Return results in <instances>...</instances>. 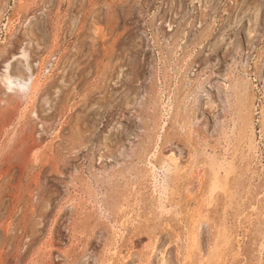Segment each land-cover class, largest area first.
Wrapping results in <instances>:
<instances>
[{
	"label": "rangeland",
	"instance_id": "rangeland-1",
	"mask_svg": "<svg viewBox=\"0 0 264 264\" xmlns=\"http://www.w3.org/2000/svg\"><path fill=\"white\" fill-rule=\"evenodd\" d=\"M0 264H264V0H0Z\"/></svg>",
	"mask_w": 264,
	"mask_h": 264
},
{
	"label": "bare ground",
	"instance_id": "bare-ground-1",
	"mask_svg": "<svg viewBox=\"0 0 264 264\" xmlns=\"http://www.w3.org/2000/svg\"><path fill=\"white\" fill-rule=\"evenodd\" d=\"M20 58L23 62V66L25 70L27 71L26 76H20V77H13L9 74V64H5L3 75L1 78V83L3 84L4 88L8 91H12L14 89H17L18 91H21L24 95L27 94L34 84V76L31 73L30 67L28 65L27 61V54L25 51H21Z\"/></svg>",
	"mask_w": 264,
	"mask_h": 264
}]
</instances>
